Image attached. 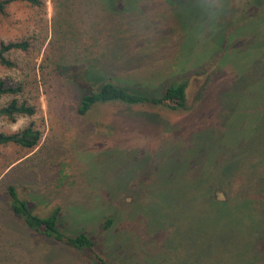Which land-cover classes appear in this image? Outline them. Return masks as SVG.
<instances>
[{
  "label": "rangeland",
  "instance_id": "374dc122",
  "mask_svg": "<svg viewBox=\"0 0 264 264\" xmlns=\"http://www.w3.org/2000/svg\"><path fill=\"white\" fill-rule=\"evenodd\" d=\"M117 2L71 1L64 15L51 0L41 9L16 2L0 13V41H32L10 55L16 68L0 65V79L21 82L17 97L37 107L33 116L0 117V132L31 120L41 132L30 149L0 145V264H90L88 254L34 238L11 218L9 185L38 215L59 207L60 229L86 232L112 264H259L264 0H128L131 11L109 20L103 11ZM53 15L108 26L83 30L97 36L94 72L121 67L119 80L148 91L185 79L189 108L114 101L79 115L80 88L42 65Z\"/></svg>",
  "mask_w": 264,
  "mask_h": 264
},
{
  "label": "trees",
  "instance_id": "16d2710c",
  "mask_svg": "<svg viewBox=\"0 0 264 264\" xmlns=\"http://www.w3.org/2000/svg\"><path fill=\"white\" fill-rule=\"evenodd\" d=\"M71 1L76 4L73 5L75 7L79 4L84 5V3L87 7H92L97 2V0H51L54 12L57 11L58 14L64 15ZM16 2L25 3L32 8L41 9L45 7V0H0V13L5 14L7 6ZM126 3H128V0L125 2L124 0H118L113 8L104 9L103 12L110 16L108 18L110 20L113 15L125 14L124 11H131ZM86 11L88 9L85 10V13ZM82 12L84 11L80 12L81 15ZM58 20L55 15L50 19L51 36L46 46L42 65L47 64L53 74L55 73L56 76H61L73 82L80 88L76 105V111L79 115L85 114L96 103L114 101L127 105L149 103L173 110H187L189 108L186 100L188 81L185 79L170 80L167 84L163 83L160 86L159 83L164 82V79H162L154 86L152 91H148L143 90V85L140 83L124 82L125 79L119 80L120 77L116 75V71L121 72V67H115L118 69L116 71L115 68H110L103 74L94 72L95 68L92 65L97 63L96 59L98 58L94 56V50L90 47L97 44V36L92 35L94 38H87L84 36L86 31L83 30L89 27L90 29L99 28L100 31L104 27L103 21H91L89 23L90 21L79 19L78 24L77 22L68 21L66 17H63L60 21ZM107 23L110 22L107 20ZM107 27L106 25L104 29H107ZM31 42L29 37L9 41L1 40L0 65L16 68L18 61L11 58L10 55L15 52L19 54L28 52L32 48ZM42 65L40 68L43 67ZM89 68H93V72ZM74 70L82 71L83 76L76 75ZM123 71L127 72L126 68ZM93 74L94 76H92ZM22 88L21 82L17 85H11L5 84L0 79V97L4 94L13 95L9 102L0 106V117L14 121L18 116H33L36 113L37 107L34 104H29L25 99L20 100L17 97ZM40 137V130L36 128L34 121L31 120L26 126L16 131L0 132V145L12 144L30 149L36 146ZM7 191L10 199L9 207L6 204L8 214L11 218L18 220L23 228L29 231L30 236L40 240L52 241L53 245L56 244L60 248L65 247V250L70 251V253L88 254L90 258L84 259V262L112 264L98 252L94 240L86 232L80 230L70 234L60 229L58 221L59 207H55L49 214L41 216L34 213L26 200L17 195L14 186L9 185ZM110 223V219L106 220L103 227L107 229Z\"/></svg>",
  "mask_w": 264,
  "mask_h": 264
},
{
  "label": "crops",
  "instance_id": "0c3cea01",
  "mask_svg": "<svg viewBox=\"0 0 264 264\" xmlns=\"http://www.w3.org/2000/svg\"><path fill=\"white\" fill-rule=\"evenodd\" d=\"M258 243L260 245L259 247L263 246V248H264V239H258ZM260 250H261V248H260ZM259 264H264V260L262 262H260Z\"/></svg>",
  "mask_w": 264,
  "mask_h": 264
}]
</instances>
